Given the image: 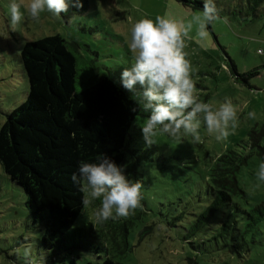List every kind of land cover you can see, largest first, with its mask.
Masks as SVG:
<instances>
[{"label":"rangeland","instance_id":"rangeland-1","mask_svg":"<svg viewBox=\"0 0 264 264\" xmlns=\"http://www.w3.org/2000/svg\"><path fill=\"white\" fill-rule=\"evenodd\" d=\"M11 2L0 0V126L6 113L21 104L29 91L21 58L25 42L58 33L75 43L77 89L91 83L96 72L120 83L122 68L133 62L128 48L132 23L141 18L155 21L156 16L186 22L202 11L181 0H88L84 11L55 17L45 10L34 20L27 13L29 0H15L21 4L23 19L13 27ZM253 2L214 0L218 19L207 26L208 38L185 41L186 59L191 63L200 100L214 108L229 100L237 110L238 127L230 129L227 139L217 141L209 136L201 121L202 142H193L190 135L176 140L158 133L149 146L141 132L147 117L135 119L130 145L149 148L153 161H145L142 167L145 205L141 204L140 212L145 213L129 232L131 251L118 258L120 264H186V256L202 264H264V222L247 229L245 220L240 219L246 234L236 250L212 238L213 234L199 233L202 237L197 235L191 242L185 239L191 222L209 200L207 174L213 159L228 149L247 155V162L237 172L247 201L235 197L236 201L246 209L264 201V182L256 177L259 164L264 162V150L248 141L250 131L264 125V55L257 54V49H264L263 11L251 19L249 3ZM191 35L195 37V29ZM228 57L234 61L236 72L230 69ZM255 69L258 74L249 76ZM249 112H254L255 118H249ZM259 145L264 147V137ZM99 207L100 202L85 207L75 225L93 222ZM150 221H154V229L139 240L140 230ZM44 229V221H32L23 188L0 164V264H44L50 260L41 243Z\"/></svg>","mask_w":264,"mask_h":264},{"label":"trees","instance_id":"trees-1","mask_svg":"<svg viewBox=\"0 0 264 264\" xmlns=\"http://www.w3.org/2000/svg\"><path fill=\"white\" fill-rule=\"evenodd\" d=\"M181 1L192 8H203V0ZM81 2V8H70L68 12L86 10L88 0ZM249 6L251 19L263 11L264 26V0H254ZM77 47L58 33L23 45L21 58L29 91L21 104L6 113L0 126V164L23 188L32 221L45 222L41 243L50 260L44 264H120L118 258L131 251L129 232L145 212L137 208L127 218L102 223L94 219L87 226H76L85 209L81 202L84 193L70 177L78 175L80 161L98 163L103 154L123 165L129 179L142 184V167L145 161H153L152 151L131 147L130 129L137 117H148L150 112L120 83L97 72L91 83L77 89ZM228 59L230 69L236 72L234 61ZM256 74L258 69L249 76ZM242 79L247 81L246 76ZM262 137L264 125L259 130L254 127L248 141L264 150L259 145ZM246 162L247 155L236 149L213 159L207 174L209 200L191 222L185 239L191 242L197 235L202 237L199 233L213 234L212 238L236 250L246 234L240 219L245 220L247 229L264 222V201L246 209L235 199L247 201L237 180V172ZM143 195L140 203L145 205ZM153 229L154 221L145 224L139 240ZM185 262L202 264L191 256H186Z\"/></svg>","mask_w":264,"mask_h":264},{"label":"clouds","instance_id":"clouds-1","mask_svg":"<svg viewBox=\"0 0 264 264\" xmlns=\"http://www.w3.org/2000/svg\"><path fill=\"white\" fill-rule=\"evenodd\" d=\"M82 6L81 0H29L26 9L32 19L38 20L45 10L60 17L70 8ZM20 8L21 4L15 0L9 4L13 27L23 19ZM216 19L214 0H203L202 11L193 14L186 22L156 16L155 21L141 18L132 23L128 48L133 62L122 68L120 84L133 93L144 110L150 112L141 127L146 145H152L158 133L176 140L190 135L193 142H202L199 132L201 121L207 134L217 141L227 139L230 129L234 131L238 127L237 110L231 101L225 100L214 108L200 100L191 75V63L184 51L186 40H206L207 26ZM194 29L195 37L191 35ZM257 54L264 55V49H257ZM248 117L255 118V113L249 112ZM98 161H80L78 175L73 173L70 177L84 193L83 206L100 201V207L94 214L98 223L127 218L141 207V182L129 179L123 165L103 154ZM256 177L264 182V162L259 164Z\"/></svg>","mask_w":264,"mask_h":264}]
</instances>
